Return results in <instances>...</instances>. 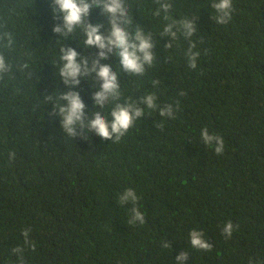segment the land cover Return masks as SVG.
Masks as SVG:
<instances>
[{"label":"trees","instance_id":"1","mask_svg":"<svg viewBox=\"0 0 264 264\" xmlns=\"http://www.w3.org/2000/svg\"><path fill=\"white\" fill-rule=\"evenodd\" d=\"M213 2L171 0L172 20L197 23L200 56L190 69L189 40L160 35L171 20L154 15L155 0H127L134 24L153 33L156 60L143 77L121 72L114 56L102 63L120 73L117 102L154 91L159 107L139 105L145 116L115 141L68 136L58 114L68 90L61 47L82 56L98 49H86L79 34L53 32L62 20L51 0H0V35L13 37L10 48L7 36L0 42L11 65L0 79V264H21L16 247L23 264H175L184 251L186 264H264V0H233L227 24L214 19ZM90 22L107 23L99 8ZM99 83L82 78L76 90L89 115L111 119L114 104H94ZM168 104L175 119L159 114ZM206 126L224 138L223 154L204 145ZM128 187L141 197L143 226L127 223L131 203L118 204ZM229 220L239 230L225 239ZM193 229L205 233L210 252L191 247Z\"/></svg>","mask_w":264,"mask_h":264},{"label":"clouds","instance_id":"2","mask_svg":"<svg viewBox=\"0 0 264 264\" xmlns=\"http://www.w3.org/2000/svg\"><path fill=\"white\" fill-rule=\"evenodd\" d=\"M159 5L154 12L156 17L163 14L164 20L169 21L163 26L160 33L161 36L170 37L172 41L178 39V31L182 33L185 39L189 40V46L184 53L187 58L190 69L197 68L199 51H195L197 44L192 37L197 33V23L194 19L184 17L180 20H172L169 15L172 8L171 0H155ZM51 7L54 19L61 21L57 23L53 32L64 37L79 34L83 37L82 45L86 49H98L94 56H82L76 48L71 46L61 47L60 60L62 66L59 75L68 90L62 92L58 100L64 103H58V114L61 119V127L68 136L75 137L83 132L95 134L104 140L119 141L125 134L135 125L137 120L145 116V108L139 105H145L151 111L159 106L156 103V92H149L142 96L138 101L129 98L125 102H117L123 95L119 76L120 73L114 71L111 65L102 63L108 60L110 56H114L119 60L120 71L129 73L136 77H143L147 68L152 67L156 56L153 52L156 46L153 42V33L145 30L138 24H134L130 15V6L127 0H51ZM211 7L218 14L214 17L220 24H227L231 19L233 11V0H214ZM99 8L101 14L106 19V24L90 22L92 10ZM7 36L6 47H11L13 37L10 33L0 35V42ZM172 47V43L167 45ZM11 65L7 62L5 54L0 51V79L8 73ZM93 77L99 80L98 90L93 92L94 104L103 109L110 103L114 104L111 108L110 117L102 111L92 112L88 114L87 106L83 101L82 95L76 90L81 84L82 78ZM160 84L159 80H153L152 85L155 88ZM50 100L51 97H48ZM177 109L168 104L164 108L159 109L161 117L175 119ZM200 138L204 145L214 149L217 156L225 151L224 138L215 133L210 132L209 127L201 129ZM118 204L123 207L131 203L129 209V218L127 223L132 226L146 223V215L142 213L139 206L141 197L137 190L128 187L123 193H118ZM239 230V225L234 224L231 220L227 221L222 228V235L225 239H231L234 231ZM30 230L23 232L25 243ZM189 243L192 248L210 252L213 245L205 238V233L201 230L193 229L189 233ZM34 247V245H33ZM162 247L172 248L169 241L162 242ZM24 248L16 247L13 253H19L21 264H23ZM189 258L187 251L182 252L175 259V264H186Z\"/></svg>","mask_w":264,"mask_h":264}]
</instances>
